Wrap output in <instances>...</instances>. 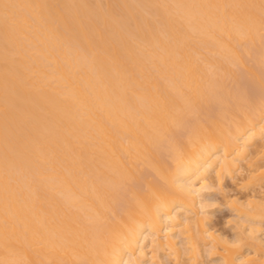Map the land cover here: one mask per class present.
I'll use <instances>...</instances> for the list:
<instances>
[{"label": "bare ground", "instance_id": "bare-ground-1", "mask_svg": "<svg viewBox=\"0 0 264 264\" xmlns=\"http://www.w3.org/2000/svg\"><path fill=\"white\" fill-rule=\"evenodd\" d=\"M239 73L264 94V0H0V264H264Z\"/></svg>", "mask_w": 264, "mask_h": 264}, {"label": "rangeland", "instance_id": "rangeland-1", "mask_svg": "<svg viewBox=\"0 0 264 264\" xmlns=\"http://www.w3.org/2000/svg\"><path fill=\"white\" fill-rule=\"evenodd\" d=\"M239 74L243 75L241 73H239ZM238 79H237L236 83H238V85H240L243 90L246 89V93L248 94L250 99H252V101H256L257 103L258 102L260 103L261 98H262V101L264 100V94H263V89H261V86H262L261 84H260L261 85L260 87L257 85L259 83L252 84L251 83L252 81L248 80L247 77H245L244 75ZM201 110H203V109H200L198 111L200 112ZM263 141H264V134H263V136H260V138L257 139V142H259V143H261ZM251 147L253 148L254 146H251ZM263 163H264V161L258 160L255 163V166L260 167L263 165ZM142 177H143V175L140 178V182L143 180V178L145 176L143 178ZM149 182H150L151 186H154L156 183V177L155 176L151 177L149 179ZM222 183H223V187L226 186V189H232L230 192L231 193L237 192L238 196H242L243 194H245L246 192L249 191L248 188H246V189L240 188V189L234 190V187L232 186V184L233 185H235V184L231 183L228 179H225ZM246 186H249V185H246ZM237 188H238V186H237ZM263 191H264V189H263ZM208 198L214 202L216 200V204H213L212 206L209 207V209L211 211H214V212H211V215L208 218L209 225L215 227L216 229L223 231L224 233H232V226L233 225H232V222L230 221V219L232 218L234 212L227 205L225 198L221 194H218V193H212V194L208 195ZM214 259H216L215 256H208L206 259L202 258V260L205 261L204 264H215L213 261Z\"/></svg>", "mask_w": 264, "mask_h": 264}]
</instances>
